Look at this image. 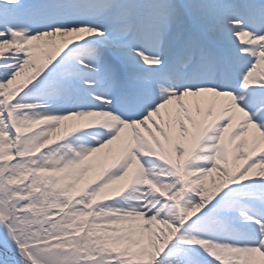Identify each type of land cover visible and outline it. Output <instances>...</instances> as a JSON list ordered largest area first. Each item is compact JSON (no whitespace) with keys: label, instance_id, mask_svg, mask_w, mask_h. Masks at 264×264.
Listing matches in <instances>:
<instances>
[{"label":"snow or ice","instance_id":"obj_1","mask_svg":"<svg viewBox=\"0 0 264 264\" xmlns=\"http://www.w3.org/2000/svg\"><path fill=\"white\" fill-rule=\"evenodd\" d=\"M0 264H264V0H0Z\"/></svg>","mask_w":264,"mask_h":264}]
</instances>
